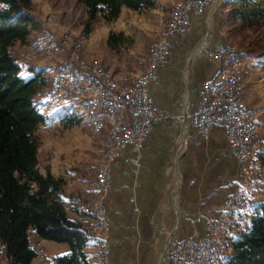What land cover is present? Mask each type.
<instances>
[{
	"label": "crops",
	"instance_id": "obj_1",
	"mask_svg": "<svg viewBox=\"0 0 264 264\" xmlns=\"http://www.w3.org/2000/svg\"><path fill=\"white\" fill-rule=\"evenodd\" d=\"M214 2L220 7L221 0H210V4ZM228 7L223 4V10ZM169 8L170 0H152L151 5L139 10L122 6L111 20L99 15L89 25L88 32H80L82 53L86 57L101 58L105 67L117 65L121 68L133 53L129 47L131 35L125 14L132 16L152 10L159 19L168 15ZM210 11L211 7L201 13H190L188 29L182 35L169 38L167 61L156 68V78L149 82L153 107L167 112L170 117L153 124L136 161L131 147L125 145L110 167L109 187L103 198L109 222L107 264H164L171 245L186 237L204 236L207 223L217 215L218 208L239 179L238 160L230 151L224 126L215 123L206 134H201L185 118V114L199 104L202 83L214 79L220 66L217 59L207 58V53L221 44L218 11L211 15L213 22L209 32L207 30ZM82 17L84 21V8ZM110 32L115 37L113 44L107 42ZM34 33L30 32L27 44L17 43L25 60L23 66H44L45 60L36 51ZM201 41L200 51L189 58L192 52L189 46H199ZM244 65L242 59L239 71L245 85L244 100L249 107V118L264 134V88H260L261 80L256 82ZM260 69L262 71L261 66ZM45 72L47 82L43 90L46 88L47 91L51 73ZM22 74L29 75L30 71L24 67ZM120 76L125 80L123 75ZM53 107L52 111L50 108L43 111L47 121L36 128L37 152L39 144L47 151L45 160L41 165L37 160V166L41 172L47 171L53 176L67 175L63 186L65 214L91 236L92 221L82 211V205L94 175L88 177L89 163L92 160L90 166L94 164L95 167L98 163L104 129L91 132L77 108ZM81 150L86 154L74 156ZM263 151L264 144L252 158L250 168L251 184L258 196L256 200L264 199ZM255 202L245 200L239 204L235 216L238 230H244L248 225ZM28 239L36 252L30 264H47L46 247L68 249L67 244H59L64 242L43 240L32 227L28 228ZM90 243L91 238L84 246L89 264Z\"/></svg>",
	"mask_w": 264,
	"mask_h": 264
},
{
	"label": "trees",
	"instance_id": "obj_2",
	"mask_svg": "<svg viewBox=\"0 0 264 264\" xmlns=\"http://www.w3.org/2000/svg\"><path fill=\"white\" fill-rule=\"evenodd\" d=\"M77 1L85 11L83 32L99 15L111 20L122 6L139 10L152 4V0ZM223 4L229 7L223 10ZM217 8L221 36L226 32L233 37L240 58L258 57L264 74V0H221ZM30 9L31 0H0V247L8 263L30 264L36 254L28 239L32 227L39 237L68 245L66 253L53 256V264H89L84 246L91 236L65 214V181L37 166L35 130L48 117L34 97L47 82L44 66H23L11 49L15 43L27 44L30 32L38 28ZM114 41L110 32L107 42ZM24 67L29 75L22 74ZM224 244L220 264H264V199L254 203L246 228Z\"/></svg>",
	"mask_w": 264,
	"mask_h": 264
},
{
	"label": "built area",
	"instance_id": "obj_3",
	"mask_svg": "<svg viewBox=\"0 0 264 264\" xmlns=\"http://www.w3.org/2000/svg\"><path fill=\"white\" fill-rule=\"evenodd\" d=\"M210 0H171L166 21V31L161 44L153 46L148 58L149 71L147 75H137L133 96H118L113 92V85H122L126 81H119V74L112 72L103 64L99 67L81 68L88 73L89 85H82L78 80H61V73H71V67H80L79 60H67L61 63L56 74L57 87L64 97H74L81 103L82 89L93 91L92 79H101L105 86V95L91 100V106L101 105L102 115L108 116L111 140L106 149L109 150L108 159L104 162L103 172L94 171L82 211L92 221L90 256L91 264L107 261V236L109 222L106 215L103 198L109 187L110 167L120 150L129 145L134 152L136 161L140 148L153 124L168 119L170 115L153 107L149 82L156 78V68L167 61L169 54V38L182 35L188 29L190 13H201L210 9ZM64 45H72L73 52L77 46L74 42L60 36ZM236 52L229 45H221L207 58H222L224 60L223 74H216L214 79L206 80L201 85L199 104L196 109L187 112L191 125L201 134H206L215 123H221L225 129V137L232 155L238 160L239 179L230 194L218 208L217 215L206 225L202 237H186L174 243L167 249V260L164 264H208L224 252L220 249L222 236L225 232H237L234 209L245 200L254 198V188L249 178V168L255 150L264 144V137L258 134L256 124H249V107L244 101L237 87L236 75L240 74V62H232V54ZM130 74L126 75V80ZM91 114V107L87 110ZM91 117L92 114H91ZM0 257L4 251L0 247Z\"/></svg>",
	"mask_w": 264,
	"mask_h": 264
},
{
	"label": "rangeland",
	"instance_id": "obj_4",
	"mask_svg": "<svg viewBox=\"0 0 264 264\" xmlns=\"http://www.w3.org/2000/svg\"><path fill=\"white\" fill-rule=\"evenodd\" d=\"M212 6L213 5L210 4L211 9H212ZM217 7H218V5H217ZM217 7H216L215 11L213 12L214 14L217 13V9H218ZM82 8H83V6L77 0H31L30 12L38 22V28L36 31H34L35 32L34 34L36 36V39H34V40H36V45H37L36 51H37V54H39L41 57H43V60H45L44 61V70L47 71V73L45 72V74L48 75L49 72L51 73L50 85H49V87L47 86V88H48L47 91H45V89H46L45 88L44 90H42V92L40 94H38L34 97V101L36 102L37 107L42 111H45V110L49 111L50 109L52 111L51 107L53 105L52 106L50 105L52 103H50L47 100L46 95L48 94V92L51 88V77H52V73H53L54 69L59 67V65L61 63H64L67 60V54L72 55V60L84 61V62H88L91 64L96 63V64H99L100 66H101V64H103L102 63L103 60L101 58H99V57H86L82 53V49L79 50L80 32L83 31L84 24H85L83 21V17H82ZM125 18L128 21V26H129L130 35H131V37L130 36L128 37L129 47H132L131 49L133 50V53H132V55L130 54V56H129L130 58L125 59L121 68L118 67L117 65H115L113 67L110 66L111 68H108L107 66L106 67L108 69L112 70L113 72L119 74V81H126L127 82V81H130L135 75H138L144 71V68L146 65V60L149 56V51L151 48L150 45L152 43H154L155 40L158 39L157 38L159 36L158 33L161 31V29L164 28V25L166 23L165 20L168 18V15L158 19L156 12L151 10L149 12L148 11H142L141 13H138V14H132V16L125 14ZM212 22H213V17L211 20H209L207 22L208 32H209V29L211 27ZM223 24L225 25V22ZM155 25H156V28H155ZM224 30H226V29L224 28ZM43 35H50L54 39L53 40V46L51 47L50 50L44 51L39 46V40ZM60 36H64V38H66V39L70 40V42H74L76 44L77 47L75 49V52H73V46L64 45L61 42ZM222 36L220 38L221 45H230V46L235 47V49H236V44L233 41L232 36H229V34L226 32H224ZM197 47H198V45L194 46V44H193V45L189 46V51L190 50L193 51ZM11 49L14 52V54L16 55V57L22 63H24L25 60L23 59L22 54L20 53V49H19L18 44L15 43L11 47ZM196 50L198 51V49H196ZM241 59H243L245 62L244 66L247 67L249 69V71H251V75H252L253 79L256 82H259V80H261L260 88L263 90V88H264V76H263V71H261V69H260V66H261L259 64L260 59L258 57H256V58L255 57H248V58H241ZM217 60L219 63V59H217ZM239 62H240V57H239ZM219 65H220V63H219ZM219 69H220V66H219ZM218 73H219V70H218ZM127 74H130V79L126 80ZM120 75H123L125 80H123V78ZM238 78H239V81L243 87V91L245 93V85L243 83L242 76L238 75ZM44 91L46 93H44ZM263 103H264V101H263ZM53 109H57V108L53 107ZM249 122H250V124H254L253 121L250 119H249ZM85 123L87 124V122H85ZM87 126H88V129L90 130L89 125H87ZM91 132H93V131H91ZM35 134H36V138H37L36 130H35ZM258 134L260 136L264 137V134L261 133L259 131V129H258ZM106 135L107 134L105 133L103 136V139H102L100 154H99L98 163H97L96 167L94 164H92L90 166V164L93 163L92 160L89 163V168H90V170L88 171V173H89L88 177L89 178H91V175H93L95 168H96L97 172L100 169H104V162H99V160L100 159H108V157H109L108 150L106 149L107 145L105 142ZM72 138H77V140L80 139L79 136H73ZM81 141L83 142V139H81ZM37 143H38V139H37ZM259 150H260V148L254 152V156L256 155V153ZM46 152L47 151H46L45 147H43L42 144H39V151L37 152V160L40 163V165L43 162V160H45V157L47 156ZM94 152H92V153H94ZM78 154H80V156H83L86 154V151L81 150L80 152H76L74 154V156H78ZM74 163H75V161H74ZM251 174L252 173L250 172V168H249V178H251ZM64 176H62V178L65 181V179H67V175H64ZM256 198H258V196H257V191L255 190L254 191V198L248 199V201H250V202L251 201L252 202L259 201L258 199L256 200ZM262 198H264V197H262ZM236 212H237V209L234 212V217L236 216ZM29 228H31V227H29ZM237 229H238V227H237ZM238 231L239 230H237V232ZM237 232L236 233H226L225 237L222 238L223 244H221L220 249L223 252L225 251L224 242L227 239H232L237 234ZM43 240L49 241V242H56V241H53L50 239H45V238H43ZM59 244H66V243L64 242V243H59ZM67 250H64V251L63 250H54L53 248L46 247L44 254H45V258L47 259V264H53V262H52L53 256L56 254L66 253ZM222 257L223 256H221V259H222ZM221 259H220V261H221ZM0 264H10V263H8L5 258H3V259H0ZM104 264H107V263H104Z\"/></svg>",
	"mask_w": 264,
	"mask_h": 264
},
{
	"label": "bare ground",
	"instance_id": "obj_5",
	"mask_svg": "<svg viewBox=\"0 0 264 264\" xmlns=\"http://www.w3.org/2000/svg\"><path fill=\"white\" fill-rule=\"evenodd\" d=\"M166 31V23L164 25V28L161 29V31L158 33L159 36L158 39L154 41L150 46V51L152 50L153 46H156L157 44H161L164 39V33ZM53 37L50 35H43L39 40V46L42 50L47 51L50 50L53 46ZM76 45V44H75ZM72 46V45H71ZM230 46V45H229ZM231 48H234L233 46H230ZM74 48V52H75ZM236 50V49H235ZM149 51V55H150ZM149 58V56H148ZM148 58L146 60V65L144 68V71L138 75H147L149 71V62ZM219 59L220 63V69L218 74H223L224 71V60L222 58H215ZM72 60V55H71ZM80 67H71V73H61V80L64 81H76L78 80L82 85H89V76L88 73L82 72L81 68H89V66L92 67H99V64L96 63H88L84 61H79ZM232 62H239V57L237 52H233L232 54ZM58 68L54 69L51 77V88L48 92L47 100L52 103L55 108L62 109L66 106L77 108L81 111L85 121L90 127V130L93 132H99L102 129L106 130V138L105 142L106 145L110 143L111 140V132H109V125H108V116L102 115V107L101 105H94L91 106V100H97L98 96H104L105 95V86L101 79H92V87L93 91H90L89 96V89H82L81 91V103L79 100L74 99V97H64L63 94L59 91V89H56L57 87V77L56 74L58 72ZM240 75V74H238ZM238 75H236V83L239 91L241 94L244 93L243 87L239 81ZM135 81H137V75H135L129 83L125 84V88L122 85H113V92L116 93L118 96H133L135 91ZM91 107V114L93 117H91V114L88 113L87 110H89ZM250 119V118H249ZM250 124V122H249ZM108 150V149H107ZM256 151V150H255ZM109 153V150H108ZM104 169L98 170V172H103ZM97 172V171H96ZM237 208L234 209V212ZM226 233H236V232H225L222 236L225 237ZM221 256H218L214 260L209 261L208 264H220ZM4 257H0V259H3ZM107 263V261H100V264Z\"/></svg>",
	"mask_w": 264,
	"mask_h": 264
},
{
	"label": "water",
	"instance_id": "obj_6",
	"mask_svg": "<svg viewBox=\"0 0 264 264\" xmlns=\"http://www.w3.org/2000/svg\"><path fill=\"white\" fill-rule=\"evenodd\" d=\"M216 7H217V4H216V2H214L211 11H210V13L208 14L207 22L210 20V17H211V15H212V13L215 11ZM206 33H207V31H206ZM206 33H205V35H204V38L206 37ZM203 41H204V39H203ZM203 41L200 42V45L198 46V51H197L196 53H193V51H192V52L190 53V55H189V58H191L192 56H194L195 54H197V53L200 51V49H201V45H202Z\"/></svg>",
	"mask_w": 264,
	"mask_h": 264
}]
</instances>
